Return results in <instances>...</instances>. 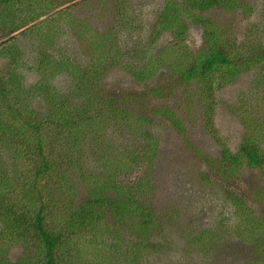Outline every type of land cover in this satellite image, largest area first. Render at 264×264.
<instances>
[{"label": "trees", "instance_id": "trees-1", "mask_svg": "<svg viewBox=\"0 0 264 264\" xmlns=\"http://www.w3.org/2000/svg\"><path fill=\"white\" fill-rule=\"evenodd\" d=\"M36 2L0 0V31L10 36L38 19L37 10L42 6ZM125 3L126 0H119L120 30H127L131 20L129 14H124ZM217 8L228 12L241 8L239 19L249 18L254 12L250 4H241V0H165L156 12L152 35L147 38L143 50L132 49L143 46L139 40L129 50L121 48L117 35L112 32L117 33L119 29L97 33L88 24L73 20L69 9L63 10L64 15L59 12L19 33L50 40L58 34L53 27L58 18L68 20L84 40L91 41L87 48L90 63L81 66L82 71L71 72L70 68L78 69L71 59H45L34 68L41 79L31 86H26L16 72L7 77L0 72V147L9 154L7 160L0 157V264H78L79 260L68 256V250L74 248L80 254L84 248L79 250L76 245L72 246L69 238H99L106 243L103 237L108 229V218L117 223L129 221L133 227L148 232L150 217L140 213L144 206L139 202L147 192L145 183H138L132 190L129 189L131 185L125 186L120 181L119 175L128 169L129 163H135L137 157L144 159L145 147L150 149L148 155L152 152L147 157L152 164L157 142L143 128L153 123L154 118L151 114L132 117L130 106L139 100L143 104L148 97L164 102L186 95L188 99H195L197 106L205 105L212 98L213 89L233 83L248 72L254 81L241 93L245 100L242 105L249 111L241 117L245 133L238 149L233 152L222 147L220 158L211 159V165L210 161L206 163L224 184H233L235 174L245 167L257 173L260 186L238 193L227 192L228 216L221 214L218 231L207 237L195 236L191 242L197 240L201 246H207L225 229L251 246L253 256L243 264H264V212L255 213L246 202L247 197L261 205L264 202V4L257 11L261 22L251 24L241 41L232 37L237 21L234 15L229 24L206 16ZM191 26L201 30L202 45L195 51L186 44ZM163 34L168 35L169 43L156 51L151 50L150 46ZM1 47L5 56L16 60L11 47ZM129 56L137 57L132 66L127 64ZM16 64L13 62V66ZM116 67L129 69L135 79H155L156 83L145 92L118 93L116 90L106 93L101 87L103 73ZM60 72H68L73 80L66 95L52 86V80ZM181 86L185 90L177 95ZM29 97L39 98L42 106L35 107L36 103L30 102ZM241 107L234 108L237 115ZM257 110L260 114L254 115ZM152 113L168 119L177 130L184 128L168 102L153 109ZM116 123H124L133 136L138 133L133 151L128 154L132 158L127 166L123 161L125 153L114 152L110 143H103V130ZM88 150L97 153L93 157L99 162H113L117 168L107 172L102 166L101 174L94 177L97 188L75 201L69 191L74 184L88 183L83 172ZM77 162L82 165L78 166ZM124 164L125 168L120 169ZM52 178L57 190L66 186L68 196L53 200L55 191L49 186ZM14 244L22 249L16 260L8 256ZM87 256L80 260L88 261Z\"/></svg>", "mask_w": 264, "mask_h": 264}, {"label": "rangeland", "instance_id": "rangeland-1", "mask_svg": "<svg viewBox=\"0 0 264 264\" xmlns=\"http://www.w3.org/2000/svg\"><path fill=\"white\" fill-rule=\"evenodd\" d=\"M164 1L126 0L123 11L125 16L128 14L131 16V20L127 30H120L119 0H37L36 3L42 6L37 10L38 19L10 36L0 31V72L6 77L9 73L16 72L26 86H31L41 79L34 68L38 67L40 62L44 63L45 59L69 58L73 61V66L78 68L73 67L69 70L82 71L81 66L90 63L87 48L91 41L84 40L70 21L58 18L53 25L58 34L53 35L50 40L19 34L36 23L47 18L51 19L59 12H63L64 15L65 9H69L73 20L88 24L97 33L119 29L117 33L112 32L117 35L120 47L124 46L125 50L131 49L137 40L143 43V46L132 49H146L147 38L152 35L151 26L156 12L161 9ZM244 3L250 4L254 9L249 18L239 19L241 8L231 12L217 8L206 16L229 24L230 17L234 15L237 21L233 26L232 37L241 41L251 24L261 22L258 9L264 4V0H241V4ZM29 11L25 10V12ZM13 38L14 41L11 40ZM169 40L168 35L163 34L150 48L156 51L168 44ZM186 44L193 51L202 45L199 27H189ZM1 46L11 47L15 52L16 60L13 61L9 55L5 56ZM136 59L137 57H127V64L132 66L131 63ZM13 62H17L16 66H13ZM253 81L254 77L250 72L242 74L233 83L213 89L212 98L206 101L205 105L197 106L196 100L188 99L186 95L179 100L175 97L164 102L148 97L143 100V104H140L139 100L130 106L129 113L133 115L132 117L151 114L154 118L153 123L149 122L143 128L157 142L152 164L147 161V157L152 153L148 155L149 147H145L144 159H139L137 156L140 154H138L135 163H129L132 157L128 154L133 151L138 133L133 136L125 128L124 123H116L117 126L113 124L104 129L103 143H110V148L114 152L119 150L127 155L123 161L126 162V166L128 163L130 166L127 170L125 164L120 166V169L122 167L126 171L119 175L120 181L125 186L131 185L129 189L132 190L138 183L144 182L146 185L147 192L139 198V202L144 206L140 213L149 215L150 229L148 232H142L140 228L133 227L129 221L117 223L114 219L108 218V229L104 232L106 236L103 237L106 243H102L99 238L71 237L69 239L72 246L76 245L79 250L84 249L78 254L76 249L71 248V251L68 250V256H74V259L79 260L78 264H243L250 260L253 256L250 253L251 246L240 241L237 234H230L225 229H222L217 240L207 246H201L197 240L191 241L195 236L207 237L209 234L212 235V232L218 231L221 226V214L228 216L225 200L227 192L233 190L238 193L260 186L257 173L248 168L244 167L235 174L233 184H224L210 166L211 159L220 158L222 147L233 152L238 149L245 133L241 117L249 111L246 105H242L245 100L241 97V93L248 89ZM155 83V79L144 81L135 79L129 69L127 71L123 67H116L109 68L103 73L101 87L106 93L116 90L118 93L145 92ZM72 84L73 80L68 72H60L52 80V86L64 91L65 95L70 91ZM184 90L185 88L181 86L177 95ZM186 93L189 94L187 91ZM28 100L35 102V107L37 104L39 107L42 106L39 98L29 97ZM165 102L177 112L179 122L184 124L182 130L172 127L168 119L155 117L152 113L153 109ZM238 106L242 107L237 115L234 108ZM259 114V110L254 112V115ZM1 148L0 157L7 160L9 154ZM92 152L90 153L89 150L88 153L85 152L88 159H85V164L83 163L85 165L83 172L88 183L74 184L73 189L69 191L72 200L80 201L97 188V185H94V177L101 174L102 166L108 170L107 172L117 168L116 163L99 162L93 157L97 153L93 150ZM206 161H210V165ZM81 163L77 162V165L80 166ZM69 170L72 171V168L69 167ZM53 180V178L50 180L49 185L50 189L55 191L53 200L68 196L66 186L57 190L56 185L52 183ZM246 202L255 213L264 212V202L261 205L249 197L246 198ZM137 221V219L133 220L134 223ZM202 232L203 234L199 235ZM21 252V247L14 244L9 248L8 256L16 260ZM85 256L88 261L80 260L85 259Z\"/></svg>", "mask_w": 264, "mask_h": 264}]
</instances>
